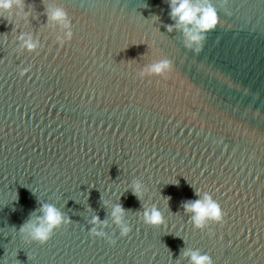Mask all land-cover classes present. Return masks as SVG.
Returning <instances> with one entry per match:
<instances>
[{
	"label": "water",
	"instance_id": "obj_1",
	"mask_svg": "<svg viewBox=\"0 0 264 264\" xmlns=\"http://www.w3.org/2000/svg\"><path fill=\"white\" fill-rule=\"evenodd\" d=\"M24 2L26 19L0 14V264H189V248L214 264H264V0H211L219 23L198 55L167 32V0ZM49 6L71 20L63 46ZM163 57L168 80L137 77ZM196 190L220 204L222 224L193 227L182 205ZM40 203L72 221L44 245L19 233ZM142 204L165 224H144ZM93 216L114 245L89 235Z\"/></svg>",
	"mask_w": 264,
	"mask_h": 264
},
{
	"label": "clouds",
	"instance_id": "obj_2",
	"mask_svg": "<svg viewBox=\"0 0 264 264\" xmlns=\"http://www.w3.org/2000/svg\"><path fill=\"white\" fill-rule=\"evenodd\" d=\"M224 3L226 4L227 0H224ZM167 4L170 8V19L173 21L165 26L167 32L180 31L184 36V47L198 55L204 48L208 33L214 31L219 23L216 7L211 3V0H201L198 4H194L193 0H167ZM14 8L17 9L15 13L17 17L27 18L28 13L24 11V0H0V14L12 15ZM46 15L49 22L55 23L63 29V36L57 37L59 44L63 46L66 42H70L73 38V31L67 11L60 6H49ZM18 39L22 49L29 52L36 51L38 42L34 41L31 35L21 34ZM173 70V62L167 57H163L145 65L137 72V77L141 80L157 77L168 80ZM28 71H30L29 68H24L19 74L23 77ZM131 191L142 202L147 189L137 179L132 182ZM196 196L199 198L185 201L182 205L184 212L190 214L193 227L203 231L210 224H222L225 213L220 204L207 192L196 190ZM39 205V208L31 213L20 226L19 233L26 242H37L44 245L52 238L56 230L69 225L72 221L53 204L40 203ZM105 206H107L106 202ZM143 209L140 219L144 224L154 228L165 224L164 215L156 205L143 206ZM37 213L40 214L37 215ZM126 214V209L121 204H115L110 213L113 224L120 230L121 237H127L132 231L125 219ZM89 223L93 225L89 232L90 236L105 238L111 245L116 243L104 231L108 227L107 221H101L99 216H93ZM182 255L189 260V264H214L210 255L201 254L198 249H184Z\"/></svg>",
	"mask_w": 264,
	"mask_h": 264
}]
</instances>
